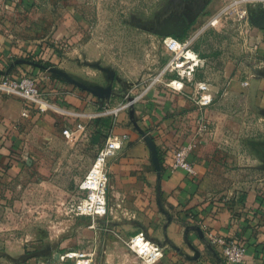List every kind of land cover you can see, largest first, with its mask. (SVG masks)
Listing matches in <instances>:
<instances>
[{
	"label": "rangeland",
	"instance_id": "rangeland-1",
	"mask_svg": "<svg viewBox=\"0 0 264 264\" xmlns=\"http://www.w3.org/2000/svg\"><path fill=\"white\" fill-rule=\"evenodd\" d=\"M209 1L0 0V50L7 48L13 54L15 48L26 44L31 48L28 53L37 54L52 67H63L70 78L105 94L78 86L53 71L63 80L66 91L86 92L97 106L92 113L98 116L91 118L92 113H88L89 121H83L86 129L75 137L54 138L53 148L47 150L53 157L51 166L44 164L46 151L42 147L38 152L40 163H33L28 149L22 148L16 151L15 161L0 167V264H78L79 258H90V264H124L115 258L108 261L113 253L136 256L133 264H150L128 244L138 233L134 218L111 198L112 158L111 212L98 217L81 214L76 208L82 198L79 185L89 167L80 163L81 158L70 162L65 156L67 146L62 143L84 142L92 133L94 142L102 146L115 132L122 111L135 107L146 93L167 87L165 81L173 76L171 70L166 71L171 60L165 45L168 36L194 37L190 48L207 61L197 70L196 76L201 79L209 72L215 75V71L205 70L209 61L218 64L242 55V43L249 44L242 23L209 21V16L221 7H208ZM243 53V64L252 65L251 53ZM41 81L47 89L49 81ZM123 104L128 107L116 116L106 111ZM231 104L227 103L225 111L218 104L212 112L213 102L205 109L206 116L221 114L222 123L219 119L214 124L229 126L230 118L225 115L233 112ZM254 110L255 126L245 120L248 126L240 134L216 129L210 135L206 187L213 199L237 201L240 208H249L246 212L254 215L264 234V100ZM58 114L69 117V124L72 119L82 118ZM64 124L57 125L59 131ZM23 140L29 142L27 135ZM70 163L73 167L68 170ZM208 239L213 246L216 244L210 235ZM219 247L218 255L228 264ZM72 252L77 256L72 257Z\"/></svg>",
	"mask_w": 264,
	"mask_h": 264
},
{
	"label": "crops",
	"instance_id": "crops-1",
	"mask_svg": "<svg viewBox=\"0 0 264 264\" xmlns=\"http://www.w3.org/2000/svg\"><path fill=\"white\" fill-rule=\"evenodd\" d=\"M224 1H209L208 7L221 5L209 16V21H240L245 28L244 36L249 38L246 39L249 44L242 43V51L251 53L253 58V64L246 67L243 64L246 53L242 52L236 59L223 63L209 61L205 68L207 72L215 71L214 77L210 72L205 76L215 97L212 112L218 109V104L225 111L227 103H232L233 112L225 115L230 118L229 126H216L217 120L223 121L221 114L211 113L207 117L205 109L164 86L146 93L134 112L122 111L116 119L113 131L127 133L129 139L111 161V198L119 202L124 213L134 218L138 232L144 231L148 238L163 246L160 258L153 263L143 260L145 263L224 264L219 256V244L214 247L208 238L209 235L212 240L215 235H227L248 245V256L243 264H264L263 228L255 222L251 212H246L249 208H240L237 201L225 203L213 199L206 187L211 164L210 135L216 129L221 133L240 134L248 126L245 120L249 121V126H255L254 108L264 100V5L254 10L249 0ZM243 8L253 10L248 20L239 19L238 11ZM28 49L31 48L24 44L15 48L13 54L7 48L0 50V75L33 72L40 78L46 76L49 86L45 90L59 108L39 112L31 107L29 116H24L25 102L21 98L0 95V167H8L11 160L15 161L16 151L22 148L28 149L33 163H40L38 152L42 147L46 151L44 164L51 166L53 157L47 150L53 148L54 138L58 135L68 138L63 133L64 128L73 123L75 126L78 120L87 124V114L97 109L86 92L66 91L63 80L49 70L50 63L37 54L28 53ZM58 113L82 118L72 119L73 123L69 124L70 118ZM205 117L209 118V123L203 128ZM62 122L65 124L61 132L58 126ZM26 135L28 143L23 140ZM94 140V134L90 133L84 142L62 143L68 150L65 156L70 162L81 158L80 163L90 168L99 148ZM190 141L195 143L190 160L197 170L196 175L172 167L175 151ZM72 150L75 152L70 153ZM91 150L96 154H91ZM72 167L71 163L67 165L68 170ZM109 258L108 261L115 258L124 264L136 263V256L129 253H113Z\"/></svg>",
	"mask_w": 264,
	"mask_h": 264
},
{
	"label": "built area",
	"instance_id": "built-area-1",
	"mask_svg": "<svg viewBox=\"0 0 264 264\" xmlns=\"http://www.w3.org/2000/svg\"><path fill=\"white\" fill-rule=\"evenodd\" d=\"M249 1L254 4V10H257L260 5H264V0ZM252 14V9H240L239 19L248 20ZM193 41L194 37L188 39H180L176 36L166 37L165 45L171 52V60L166 66V71L171 70L173 76L165 81V84L178 93L186 94L200 108L207 109L213 104L215 97L209 81L196 76L197 70L205 66L207 61L198 52L190 48ZM46 78V76L40 78L34 73H23L18 76L0 75V95L21 98L25 102L24 116H29L31 107H35L39 112L58 109V105L42 86L41 79L45 81ZM245 84H248V82L245 81ZM127 107L128 104H123L106 111L116 116ZM94 116H98V113L90 114L91 118ZM202 126L206 128L207 122L202 121ZM85 129V123L79 121L75 126L65 127L63 133L66 137L73 138L78 135V132ZM128 139L129 135L127 133L112 132L106 142L99 146L93 164L79 185L82 198L78 201L76 208L81 214L98 217L111 212L112 206L109 197L110 159L118 154ZM194 147L195 143L190 141L175 151L173 169L182 168L191 174H197V170L190 160V154ZM213 241L222 246L223 256L228 264H243L246 261L248 245L241 239L227 235H215ZM128 244L150 263L160 258L163 253V246L159 242L148 238L142 231L133 235ZM71 256H77V253L72 252ZM90 262V258L78 259V264H90Z\"/></svg>",
	"mask_w": 264,
	"mask_h": 264
},
{
	"label": "water",
	"instance_id": "water-1",
	"mask_svg": "<svg viewBox=\"0 0 264 264\" xmlns=\"http://www.w3.org/2000/svg\"><path fill=\"white\" fill-rule=\"evenodd\" d=\"M261 6H262V5H260L259 7H261ZM49 70L54 71V72H57V71H58L60 74H62V75H64L65 77H67V79H69V80H71L72 82L76 83L78 86H81V87H83V88H87V89H89V90H91V91H93V92H95V93H97V94H99V95H101V96H105L104 93H101L100 91H98V90H96V89H94V88H92V87H89V86H87V85H84L82 82L78 81L77 79L70 78L69 75H68V73H67L66 71L62 70V69H59V68H57V67H51ZM5 74H7V73H5ZM107 94H109L108 91H107ZM131 111L134 112V106L131 108ZM157 242H158V241H157ZM159 243H160V242H159ZM160 244H161V243H160ZM161 245H162V244H161Z\"/></svg>",
	"mask_w": 264,
	"mask_h": 264
}]
</instances>
